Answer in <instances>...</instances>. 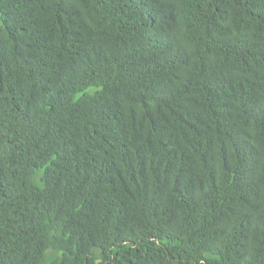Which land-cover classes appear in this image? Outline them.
I'll list each match as a JSON object with an SVG mask.
<instances>
[{
    "label": "trees",
    "instance_id": "obj_1",
    "mask_svg": "<svg viewBox=\"0 0 264 264\" xmlns=\"http://www.w3.org/2000/svg\"><path fill=\"white\" fill-rule=\"evenodd\" d=\"M0 264H264V0H0Z\"/></svg>",
    "mask_w": 264,
    "mask_h": 264
}]
</instances>
